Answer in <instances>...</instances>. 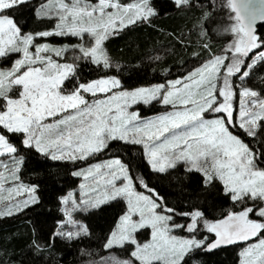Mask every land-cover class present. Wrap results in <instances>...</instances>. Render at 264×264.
I'll return each instance as SVG.
<instances>
[{
    "label": "snow or ice",
    "instance_id": "6c2138e0",
    "mask_svg": "<svg viewBox=\"0 0 264 264\" xmlns=\"http://www.w3.org/2000/svg\"><path fill=\"white\" fill-rule=\"evenodd\" d=\"M29 2L0 0V218L40 202L38 185L23 181V150L34 149L76 165L72 175L82 181L78 196L68 191L59 200L63 219L49 238L52 247L57 239L90 235L80 214L123 201L104 247L124 249L131 259L109 254L104 264H188L197 250L231 245L240 248L239 264H264V89L252 86L253 79L264 83V34L256 29L264 22V0L259 6L226 0L235 14L224 28L226 46L214 51L205 44L207 59L191 71L135 90L108 75L85 82L76 61L109 69L105 41L137 23L151 24L158 15L152 0H41L36 15L51 27L37 33L25 32L12 15ZM174 3L183 10L199 0ZM214 24L210 8L206 36ZM48 37L80 43L39 42ZM69 52L72 63L65 62ZM152 102L165 111L147 118L133 108ZM121 145L124 151L139 146L156 178L180 167L199 173L204 186L222 191L232 206L218 219L203 209L178 210L142 172L133 174L135 162L108 156ZM145 232L141 242L138 234Z\"/></svg>",
    "mask_w": 264,
    "mask_h": 264
},
{
    "label": "trees",
    "instance_id": "16d2710c",
    "mask_svg": "<svg viewBox=\"0 0 264 264\" xmlns=\"http://www.w3.org/2000/svg\"><path fill=\"white\" fill-rule=\"evenodd\" d=\"M122 2L126 4L133 0ZM40 3L41 0H30L13 10L12 15L25 32L37 33L51 27L48 20L36 17ZM152 3L158 15L151 18V24L137 23L105 41V51L111 63L109 69L97 68L84 60L76 61L83 81L114 76L121 80L124 90L165 83L191 71L201 58L207 59L205 44L219 51L230 39L224 28L234 23L229 20L234 13L227 7L226 0H199L194 8L185 6L183 10L175 5L174 0H152ZM210 8L215 13L216 24L212 26V34L206 36L202 25ZM256 29L264 34V25ZM51 40L62 44L80 43L74 37H51ZM197 52L201 57H196ZM157 56L158 60L155 59ZM65 62H73L71 52ZM252 86L264 89V83L258 79H253ZM135 109L144 117L165 111L158 102L139 103ZM244 139L250 140L248 137ZM15 143L19 146L18 139ZM123 147H116L108 156H120L126 163L135 162L133 174L142 172L150 185L178 210L203 209L209 219H218L232 206V201L222 191L206 188L199 173H187L180 167L172 175L156 178L149 171L139 146H127L130 151H124ZM23 154V181L38 185L40 202L24 212L0 218V264H97L109 254L125 251L104 248L108 235L125 209L123 201H113L80 214L78 218L87 224L90 235L72 241L57 239L52 247L49 238L63 219L59 200L68 191L76 189L79 183V179L72 175L76 165L53 161L34 149H24ZM138 237L145 240L147 232L138 234ZM239 250L236 245L223 246L211 253L197 250L189 254L188 264H238Z\"/></svg>",
    "mask_w": 264,
    "mask_h": 264
},
{
    "label": "rangeland",
    "instance_id": "374dc122",
    "mask_svg": "<svg viewBox=\"0 0 264 264\" xmlns=\"http://www.w3.org/2000/svg\"><path fill=\"white\" fill-rule=\"evenodd\" d=\"M36 17H37V15H36ZM38 18V17H37ZM40 19V18H39ZM49 29V28H48ZM38 39H42V40H39V42L40 43H49V44H51V45H53V46H61V45H64V44H62V43H58V42H56V41H53V40H51V37H48V38H38ZM5 66H10V65H5ZM152 86H154V85H152ZM148 87V86H147ZM135 89H137V88H135ZM135 89H131V90H135ZM159 106H162L160 103H159ZM135 107V105L133 106V108ZM135 110H138V109H135ZM160 113H162V112H160ZM159 114V113H158ZM156 115V114H155ZM154 116V115H153ZM153 116H149V117H147V118H151V117H153ZM0 170H2V169H0ZM79 179V183H78V186H77V188L76 189H72V190H70V191H72L75 195H77L78 196V194H79V184L82 182L81 181V179L80 178H78ZM140 191H143V189H140ZM5 196H7V193H5L4 194ZM61 211H62V205H61ZM118 222V221H117ZM58 230V229H57ZM56 230V231H57ZM109 236H110V234L108 235V238H109ZM107 238V239H108ZM139 238V237H138ZM139 240L141 241V242H143L144 241V239H140L139 238ZM106 242H107V240L105 241V244H106ZM104 244V245H105ZM105 248V247H104ZM114 248H117V249H119V247H114ZM113 248V249H114ZM107 250V249H106ZM112 250V249H111ZM240 251V250H239ZM113 254V253H112ZM118 258H120V259H131V257H130V253L128 252V253H126V251H122V252H115L114 253ZM97 264H104V260H101L99 263H97ZM238 264H239V260H238Z\"/></svg>",
    "mask_w": 264,
    "mask_h": 264
},
{
    "label": "water",
    "instance_id": "95a60500",
    "mask_svg": "<svg viewBox=\"0 0 264 264\" xmlns=\"http://www.w3.org/2000/svg\"><path fill=\"white\" fill-rule=\"evenodd\" d=\"M254 3L256 4V6H259V0H254ZM235 15V14H234ZM260 25H264V22H258L257 24H256V28L258 27V26H260ZM223 247V246H222ZM218 249V248H217ZM217 249H215V250H217ZM215 250H213V251H207V252H209V253H211V252H214Z\"/></svg>",
    "mask_w": 264,
    "mask_h": 264
}]
</instances>
